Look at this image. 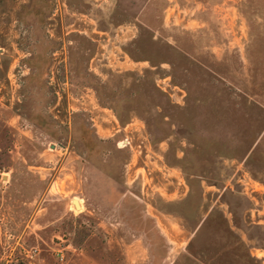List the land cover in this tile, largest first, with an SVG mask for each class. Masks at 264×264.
<instances>
[{
  "label": "rangeland",
  "instance_id": "374dc122",
  "mask_svg": "<svg viewBox=\"0 0 264 264\" xmlns=\"http://www.w3.org/2000/svg\"><path fill=\"white\" fill-rule=\"evenodd\" d=\"M21 263L264 264V0H0Z\"/></svg>",
  "mask_w": 264,
  "mask_h": 264
},
{
  "label": "trees",
  "instance_id": "16d2710c",
  "mask_svg": "<svg viewBox=\"0 0 264 264\" xmlns=\"http://www.w3.org/2000/svg\"><path fill=\"white\" fill-rule=\"evenodd\" d=\"M230 236L233 237V238H235V239H238V238H236V237L232 234V232H230ZM237 241H238L240 244H242V243H241L242 241H241L240 239H238ZM237 241H236V242H237ZM238 242H237V243H238ZM21 264H22V263H21Z\"/></svg>",
  "mask_w": 264,
  "mask_h": 264
},
{
  "label": "bare ground",
  "instance_id": "6f19581e",
  "mask_svg": "<svg viewBox=\"0 0 264 264\" xmlns=\"http://www.w3.org/2000/svg\"><path fill=\"white\" fill-rule=\"evenodd\" d=\"M73 202H74V205H77V208L80 209V203H79V201L75 199V201H73Z\"/></svg>",
  "mask_w": 264,
  "mask_h": 264
},
{
  "label": "water",
  "instance_id": "95a60500",
  "mask_svg": "<svg viewBox=\"0 0 264 264\" xmlns=\"http://www.w3.org/2000/svg\"><path fill=\"white\" fill-rule=\"evenodd\" d=\"M77 207V205H75Z\"/></svg>",
  "mask_w": 264,
  "mask_h": 264
}]
</instances>
